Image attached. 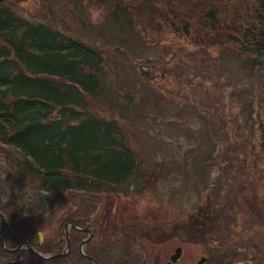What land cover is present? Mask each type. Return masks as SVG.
Listing matches in <instances>:
<instances>
[{
  "label": "rangeland",
  "instance_id": "obj_1",
  "mask_svg": "<svg viewBox=\"0 0 264 264\" xmlns=\"http://www.w3.org/2000/svg\"><path fill=\"white\" fill-rule=\"evenodd\" d=\"M74 1L73 13L61 0H7L19 15L61 29L106 57L110 86L104 85L106 97L91 103L92 108L89 104V110L113 120L121 141L133 153L132 177L124 182L143 184L142 201L134 203L138 220L155 223L157 216L166 224L176 214L190 217L205 199L204 206L211 207L209 198L216 196L218 204H228L231 210H223L221 220L228 217L238 232L246 228L262 253L264 57L255 65L237 52L248 45L243 35L250 31L248 26L258 27L254 20L250 23L253 3L247 11L238 6L252 0H199L201 5L186 0L170 12L155 13L137 4L131 7L132 19V12L124 8L112 12L110 0ZM208 5L218 14L216 34L201 33L197 25ZM23 156L15 147L0 144V208L10 223H16L20 236L27 222L40 229L35 245H44L48 238L57 243L62 225H67L62 222L66 214L45 212L49 198H40L39 190L50 187H42L39 177L24 170ZM99 189L108 192L110 185L105 182ZM224 198L230 201L225 203ZM109 199L98 213L97 243L106 251L105 256L97 253L98 264L122 255L121 244L108 245L123 230L115 224L107 237ZM152 239L146 241V256L163 259L173 252L172 243ZM88 244L83 248L87 254L92 250L85 249ZM184 255H190L186 248Z\"/></svg>",
  "mask_w": 264,
  "mask_h": 264
},
{
  "label": "trees",
  "instance_id": "obj_2",
  "mask_svg": "<svg viewBox=\"0 0 264 264\" xmlns=\"http://www.w3.org/2000/svg\"><path fill=\"white\" fill-rule=\"evenodd\" d=\"M61 1L73 11L74 0ZM185 1L108 3L112 12L120 8L132 12V19L134 5L149 6L152 13L170 12ZM197 3L200 4L199 0ZM250 3V23L254 20L258 27L254 30L255 26H248L250 31L243 34L248 45L237 52L259 65L264 57V0L241 1L238 6L247 11ZM208 7L197 23L199 32L216 34L218 14L213 5ZM223 33L229 36L228 29L223 28ZM105 61L100 50L47 23L23 17L8 6L7 0H0V144L23 153L24 170L39 177L42 187L86 189L93 182H124L131 174L133 153L121 141L113 120L89 110V104L106 97L104 85H109L110 80ZM227 208L230 206L223 204L218 214H223V210L230 212ZM218 222L220 226L223 223L221 219ZM32 227L40 230L27 222L20 229L24 234ZM28 232L32 235V231ZM29 240V245L46 255L61 247L52 239L41 246ZM27 251L15 264H66L61 260H43ZM79 264L91 263L83 258Z\"/></svg>",
  "mask_w": 264,
  "mask_h": 264
},
{
  "label": "flooded vegetation",
  "instance_id": "obj_3",
  "mask_svg": "<svg viewBox=\"0 0 264 264\" xmlns=\"http://www.w3.org/2000/svg\"><path fill=\"white\" fill-rule=\"evenodd\" d=\"M100 184L93 182L86 189L64 186L63 188L39 190L43 191L40 198H43V193H46L43 200L49 198L45 212L54 216L60 211H64L66 214L65 217H62V222H67V225L64 222L62 225L63 228L65 226V231L62 228V234H59V238L57 236V244L59 243L61 247L55 252L49 253L56 255L49 259L61 260L66 264H79L78 257L80 256V260L84 258L93 264L92 257L97 264L99 263V257L95 258L97 253L102 251L99 256H105L103 253L106 251L105 248L100 249L99 243H97L98 213L105 199L110 197L106 201L107 217L104 220L107 237H110V228L114 229L115 224L122 225L123 230H119L117 240H109L108 245L110 243L121 244L122 255L120 253V257L112 261L110 259L106 261L103 258L101 264H264V251L262 253L259 251L257 243L252 240L253 235L247 236L246 228L238 232L239 227L237 224L235 226V222H231L230 219L223 221L221 226L219 225L216 218L218 220L223 218V214H218L223 204H218L216 196L209 198L211 207L204 206L205 199L203 205H198L197 211L194 210L190 217L176 214L170 222L162 224L163 221L158 220L156 216L153 218L155 223L143 224L137 218L139 214L134 205L135 202L142 201L141 195L145 192L143 184L110 182L108 192L100 190ZM125 184L126 186H124ZM224 200L227 203V198ZM0 214L6 222V226L2 224L0 215V261L6 260L7 264L19 262L23 258V249L35 254L31 249H36V246L29 245L28 241L30 238L31 242L35 243V240L40 238V230L35 231V228L32 227L28 230L32 231V235L26 231L20 236L16 230V223H10L2 208H0ZM169 216L171 217L170 214ZM262 218H264V212ZM119 220H123V223L120 224ZM214 230L216 233H213ZM252 232L254 231L252 230ZM151 238H154L152 241L160 242L161 240L162 245L172 243L173 252L167 254L163 259L154 255L146 256L145 250L148 248L145 244H147L146 241H151ZM175 240L180 241L174 242ZM82 241H84L82 250L84 244L89 243L85 249H92L91 253L87 254L83 250L86 254L84 255L80 252L79 246ZM20 243H23L21 247ZM248 247L253 249L252 254ZM185 248L190 255H184ZM63 253L64 256L61 255Z\"/></svg>",
  "mask_w": 264,
  "mask_h": 264
},
{
  "label": "water",
  "instance_id": "obj_4",
  "mask_svg": "<svg viewBox=\"0 0 264 264\" xmlns=\"http://www.w3.org/2000/svg\"><path fill=\"white\" fill-rule=\"evenodd\" d=\"M55 118H57V116H55ZM45 195H46V193H44L43 194V199H45ZM1 215V214H0ZM1 219H2V224H4L5 226H6V222L4 221V218H3V216L1 215ZM63 231H65V226H64V228H63ZM84 242L82 241L81 243H80V246H79V249H80V252L81 253H83L82 252V244H83ZM20 247H21V244H20ZM20 247H17V248H20ZM37 256H39L40 258H44V259H48V258H52V257H54V256H56V255H49V256H45V255H43L42 253H40L38 250H36V249H31ZM62 256H64V253L63 254H61ZM91 260H92V262H93V264H97L92 258H91Z\"/></svg>",
  "mask_w": 264,
  "mask_h": 264
}]
</instances>
